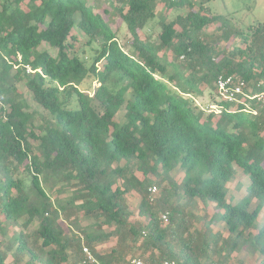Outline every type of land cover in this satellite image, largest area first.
<instances>
[{
	"label": "trees",
	"instance_id": "1",
	"mask_svg": "<svg viewBox=\"0 0 264 264\" xmlns=\"http://www.w3.org/2000/svg\"><path fill=\"white\" fill-rule=\"evenodd\" d=\"M209 1L0 0V264H76L83 247L84 264H231L240 250L264 264V101L215 99L221 74L264 90V19L236 25ZM17 83L52 123H37ZM205 92L219 113L197 108ZM234 166L249 183L233 204ZM180 195L216 212L185 213Z\"/></svg>",
	"mask_w": 264,
	"mask_h": 264
},
{
	"label": "rangeland",
	"instance_id": "2",
	"mask_svg": "<svg viewBox=\"0 0 264 264\" xmlns=\"http://www.w3.org/2000/svg\"><path fill=\"white\" fill-rule=\"evenodd\" d=\"M89 3L95 4L98 6V10H101L103 8H108L107 5L104 3V0H89ZM208 6H210L211 10L215 14H230L232 16V20L234 24L236 25H248L250 23H254L256 21H260L264 19V0H210L208 2ZM112 22V26L114 29L117 30L118 34V40L121 44H124L129 39V34L126 31L125 25L121 23L117 18L110 17ZM158 16L148 22L144 29V33L146 35L150 36L151 41H155V38L159 32V25L157 23ZM40 49H46L48 50L52 55L55 54V49L50 48L47 44L42 43L40 46ZM92 53L91 47H86L84 49V55L88 56ZM87 85L95 86V82L86 81L82 86L86 87ZM17 88L28 98L29 97V104L31 110H35L37 112V115L39 117L37 123H45L50 122L52 123V118L50 117L49 113L43 109L41 106L37 105L33 100H31V95L27 91L26 87L23 85V83H17ZM210 97L207 92L203 94L200 98L197 99V103L195 105L197 108L201 109L205 108V106L210 102ZM201 106V107H200ZM202 110V109H201ZM124 109L122 108L117 113V119L120 121H123L124 119ZM208 111L204 109V114H207ZM36 144V143H35ZM236 168V174L235 176L227 183V189H228V195L227 199L231 201V203H236L240 200V198L245 193V188L248 185L249 181L246 175H244L241 170L237 167ZM170 176L176 181L179 182L180 178L182 177V171L177 167L173 169L170 172ZM153 179H156L155 176H152ZM166 185V184H163ZM157 190L152 195V197H159L160 196V187L156 186ZM69 192H66L65 194H61L60 196L63 197L67 195ZM54 196V194H53ZM126 203L129 207V210L132 213V219L135 220L137 218L136 216V208L138 201L140 199V196L136 192H131L128 195H126ZM176 202L182 203V209L185 213L191 212L193 214H196L198 216L202 214H206V219H210L212 215L216 212L215 206L211 203L207 207H203L202 203L200 201H196L193 203H189L188 201L184 202V199L182 198V195L178 196L176 198ZM162 214V213H161ZM263 221L262 213L260 214V217L256 221L258 225H260ZM88 223V220H83L82 224ZM165 222L163 221V225ZM220 227V226H219ZM213 226L214 229L219 228ZM34 226L30 225L28 227V231L32 232ZM16 230L14 227H10V233L12 231ZM226 234V233H225ZM224 234V235H225ZM114 241L103 243L99 246V248H104L106 246H110ZM139 257V256H137ZM70 259H72L71 256H69ZM141 258V257H140ZM142 259V258H141ZM260 257L258 253L250 254L247 253L244 250H240L237 252H234L232 254L231 264H257ZM143 260V259H142Z\"/></svg>",
	"mask_w": 264,
	"mask_h": 264
},
{
	"label": "built area",
	"instance_id": "3",
	"mask_svg": "<svg viewBox=\"0 0 264 264\" xmlns=\"http://www.w3.org/2000/svg\"><path fill=\"white\" fill-rule=\"evenodd\" d=\"M215 86H216V94L215 99L216 100H225L230 103H242V98L252 99L256 98L258 101H264V90L257 94L250 95V93L245 92V82L239 78H235L230 75H219L215 80ZM197 103V100H195ZM201 107V106H200ZM246 110H249L250 108L245 104ZM206 111H212L214 113L220 112V106L217 103H208L205 108ZM255 113V111H252ZM157 190L156 185H151L148 188V191L150 192V195L152 196ZM160 218L162 221L166 222L168 219L167 213L160 214ZM83 253L85 254L84 259L79 260L76 264H84L86 260L94 261L90 251L87 247L82 248ZM130 264H143L142 260L139 258H133L130 260ZM162 264H182L175 261H164Z\"/></svg>",
	"mask_w": 264,
	"mask_h": 264
}]
</instances>
